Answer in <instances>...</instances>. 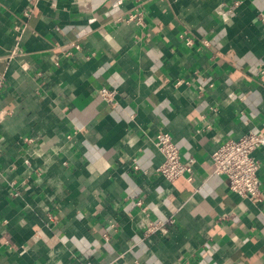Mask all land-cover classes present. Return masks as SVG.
<instances>
[{
    "label": "crops",
    "instance_id": "0c3cea01",
    "mask_svg": "<svg viewBox=\"0 0 264 264\" xmlns=\"http://www.w3.org/2000/svg\"><path fill=\"white\" fill-rule=\"evenodd\" d=\"M136 9L144 26L115 22ZM262 13L264 0H0V264H264V147L261 200L210 160L264 131ZM161 130L196 158L192 182L157 171Z\"/></svg>",
    "mask_w": 264,
    "mask_h": 264
},
{
    "label": "built area",
    "instance_id": "2783aa9c",
    "mask_svg": "<svg viewBox=\"0 0 264 264\" xmlns=\"http://www.w3.org/2000/svg\"><path fill=\"white\" fill-rule=\"evenodd\" d=\"M238 4L239 2L237 1L236 5ZM260 17L264 22V13ZM115 22L135 23L138 26H144V12L136 9L127 14L118 15L115 17ZM99 94L107 103H117V91L115 89H109L104 86L99 89ZM1 112L2 110L0 109V114ZM155 145L163 156V161L157 169L163 177L169 181H174L181 177L188 182L193 181L197 160L193 155L187 157L181 155L179 147L170 132L159 131L155 138ZM262 147H264V131L250 130L240 137L226 140L211 154L210 160L214 173L224 175L232 191L243 197H258L261 200L260 162L254 153ZM135 168H138L137 164ZM136 204L142 206V200L139 199ZM174 222V218L165 221L151 220L146 233L152 234L157 231H168ZM77 264L91 263L79 261Z\"/></svg>",
    "mask_w": 264,
    "mask_h": 264
}]
</instances>
